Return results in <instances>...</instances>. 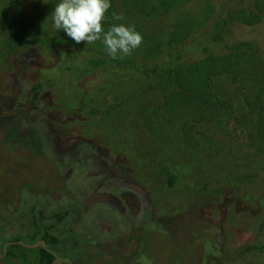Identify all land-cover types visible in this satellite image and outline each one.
<instances>
[{
	"label": "rangeland",
	"instance_id": "374dc122",
	"mask_svg": "<svg viewBox=\"0 0 264 264\" xmlns=\"http://www.w3.org/2000/svg\"><path fill=\"white\" fill-rule=\"evenodd\" d=\"M33 1L52 10L57 3ZM185 16L186 21L193 18L189 12ZM197 16L200 23L202 16ZM183 18L173 13L152 24L164 32L183 24ZM142 21L134 20L135 26ZM145 33L150 37L147 28ZM195 41L199 51L209 45L210 35L205 32ZM96 49L33 48L8 66L0 43V99L15 100L13 108L0 106V115H22L0 124V232L16 229L25 212L40 203L51 214L71 211L61 230L71 235L68 243L79 242L84 254L71 244L61 251L74 264H80V254L93 264H264V253L243 251L264 247V153L249 146L264 149V139L255 137V123L244 116H250L245 99L252 98V90H236L227 76L215 78L221 100L215 108L223 127L214 125L225 138L213 124L201 123L192 131V148L177 131L179 118L194 109L171 112L164 120L154 116L163 96L149 89L141 72L94 71L97 62L110 58ZM165 57H138L137 62L151 68ZM145 111L154 120L152 129ZM16 126L29 135L15 134ZM244 175L255 176V183L235 182ZM218 187L217 202L206 205ZM108 195L119 200V208L99 202ZM10 210L16 211L4 213Z\"/></svg>",
	"mask_w": 264,
	"mask_h": 264
},
{
	"label": "trees",
	"instance_id": "16d2710c",
	"mask_svg": "<svg viewBox=\"0 0 264 264\" xmlns=\"http://www.w3.org/2000/svg\"><path fill=\"white\" fill-rule=\"evenodd\" d=\"M224 3L218 4V0H144L140 3L124 1L118 5L115 0H111L112 7L104 22L106 29L113 23L135 26L134 20L142 19V25L135 28L143 36V42L134 51V55L118 56L115 59L110 57L108 61L97 62L94 65V71L131 69L141 72L150 82L149 89L163 96L162 105L153 111L154 116L163 120L171 112L179 113L184 109L187 111L194 109L191 116L185 119L179 118L181 124L177 132L187 146H190L192 142V131L201 123L213 124L216 134L219 133L223 139L225 138L224 134L220 133L224 130L214 125L223 123L221 119H218L221 115L215 108L216 102L221 104V100L213 87L215 78L219 76L229 77L236 90H252V98L245 99L250 116H244L255 123V137L260 141L264 139V0H224ZM52 12L53 10L49 7L42 9L34 5L33 0H0V43L6 50L4 58L7 65L13 64V59L16 57L18 60H24L33 48L38 51L46 49L53 52L58 47L66 45L67 49L78 52L83 46H87L83 41L77 44L62 31L57 35L56 30L52 28ZM188 12L193 14V18H188L186 21L185 15ZM39 13L41 18L37 17ZM113 13L120 15L122 19L113 20ZM173 13H179L184 17L183 24L177 23L169 31L164 30V32H161L162 26L157 28L152 24L155 18L160 20ZM198 13L202 16L200 23H196ZM146 28L151 33L150 37L145 33ZM205 32L210 35V43L197 51L195 40ZM245 37L252 39L245 40L243 39ZM89 46L100 48L95 51L105 53L104 45L100 41ZM161 54L166 55L165 59L151 68H146L143 63L137 62L138 57L146 60ZM14 101V99L1 98L0 106L13 108ZM19 115H0V124L19 119ZM144 116L148 128L152 129L154 120L146 114V111ZM35 118L37 115L31 116V121L34 122ZM14 130L17 135H25V137L26 134L29 135L26 128L21 130L16 126ZM12 136L13 132L10 130L6 138L10 140ZM249 146L256 149L258 154L264 153L263 147L254 143ZM190 147L196 148L194 145ZM255 180L256 177L253 175H244L237 178L235 182L240 185H250L255 183ZM130 182L126 177L124 186H128ZM219 193H221L220 187L213 190L206 205H214ZM141 198L147 201V204L150 203L148 193L143 192ZM99 202L118 208L120 206L119 200L111 195ZM15 211L10 210L4 213L9 215ZM70 214V210H59L51 214L45 204H33L25 212V218L20 219L16 229L6 227L0 232V234L12 232V237L4 238L2 246L9 242L11 244L6 249V257L3 259L0 257V261L3 264H50L53 256L45 247L25 246L34 245L38 241H43L50 247L71 244L77 252L81 251L79 242L73 240L68 243L67 239L71 235L61 230L62 224ZM167 218L177 217L168 216ZM167 218H164V223ZM2 220L0 216V221ZM143 220L145 224L149 223V218ZM18 242H22L23 245ZM243 251L264 253V247L248 246ZM3 252L2 248L1 254ZM88 264L93 263L88 262Z\"/></svg>",
	"mask_w": 264,
	"mask_h": 264
},
{
	"label": "clouds",
	"instance_id": "9594fccd",
	"mask_svg": "<svg viewBox=\"0 0 264 264\" xmlns=\"http://www.w3.org/2000/svg\"><path fill=\"white\" fill-rule=\"evenodd\" d=\"M111 7V0H58L51 14L52 28L77 44L83 41L88 46L100 41L113 59L130 55L142 44L143 36L132 24L113 23L105 29ZM112 19L122 17L113 13Z\"/></svg>",
	"mask_w": 264,
	"mask_h": 264
},
{
	"label": "flooded vegetation",
	"instance_id": "af4514ba",
	"mask_svg": "<svg viewBox=\"0 0 264 264\" xmlns=\"http://www.w3.org/2000/svg\"><path fill=\"white\" fill-rule=\"evenodd\" d=\"M4 238H6V237L3 236L2 234H0V257L2 259L6 257V249L11 244L9 242V243H5L4 246H2V244L4 242ZM65 246L59 245V246H51L50 247V246L45 245V248L47 249V251L53 256V259L51 260L50 264H74L73 258L68 257L65 252L63 253L61 251L63 248H65ZM2 248L4 249V252L1 254ZM83 251L84 250L81 249V251H79V252L82 253ZM82 254H84V253H82ZM109 256H112V255H109ZM85 259H86L85 256H82L81 254L78 255V260H79L80 264H85L84 262H87V261H85ZM86 264H88V262Z\"/></svg>",
	"mask_w": 264,
	"mask_h": 264
},
{
	"label": "water",
	"instance_id": "95a60500",
	"mask_svg": "<svg viewBox=\"0 0 264 264\" xmlns=\"http://www.w3.org/2000/svg\"><path fill=\"white\" fill-rule=\"evenodd\" d=\"M19 244H21V245H23V243L22 242H18ZM26 247H29V248H36V247H38V246H43V247H45V243L43 242V241H39V242H37L36 244H34V245H25Z\"/></svg>",
	"mask_w": 264,
	"mask_h": 264
}]
</instances>
